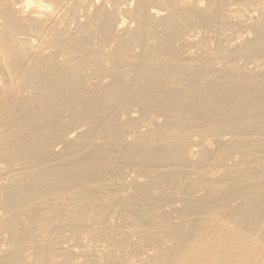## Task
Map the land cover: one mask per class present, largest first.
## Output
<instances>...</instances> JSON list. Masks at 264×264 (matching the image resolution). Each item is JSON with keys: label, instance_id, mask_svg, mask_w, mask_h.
<instances>
[{"label": "bare ground", "instance_id": "obj_1", "mask_svg": "<svg viewBox=\"0 0 264 264\" xmlns=\"http://www.w3.org/2000/svg\"><path fill=\"white\" fill-rule=\"evenodd\" d=\"M0 264H264V0H0Z\"/></svg>", "mask_w": 264, "mask_h": 264}]
</instances>
